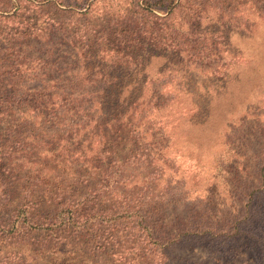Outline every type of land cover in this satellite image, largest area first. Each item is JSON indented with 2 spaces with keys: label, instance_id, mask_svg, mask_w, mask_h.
Segmentation results:
<instances>
[{
  "label": "rangeland",
  "instance_id": "1",
  "mask_svg": "<svg viewBox=\"0 0 264 264\" xmlns=\"http://www.w3.org/2000/svg\"><path fill=\"white\" fill-rule=\"evenodd\" d=\"M68 2L4 0L0 36L41 37L87 8L95 19L128 5ZM147 13L165 22L163 42H180L183 113L171 129L153 119L152 132L103 145L77 144L58 127L68 120L17 136L29 144L20 186L42 190L49 222L29 223L22 207L0 225V264H264V0H175Z\"/></svg>",
  "mask_w": 264,
  "mask_h": 264
},
{
  "label": "trees",
  "instance_id": "2",
  "mask_svg": "<svg viewBox=\"0 0 264 264\" xmlns=\"http://www.w3.org/2000/svg\"><path fill=\"white\" fill-rule=\"evenodd\" d=\"M70 1L67 5L77 8V0ZM174 1L128 0L127 6L116 5L117 10H105L95 19L87 8L79 22L48 24L41 37L0 36V225H9L22 207L28 208L29 223L49 222L38 207L42 190L33 183L20 186L27 160L17 159L29 153V144L17 136L68 120L58 127L73 129L77 144L92 137L103 145L107 138L152 132L153 119L173 127L182 89L175 84L180 42H163L167 17L158 18L164 22L159 27L147 9L168 12ZM36 119L41 126L34 127ZM75 213L77 218L81 214L78 206ZM140 217L146 218L144 213Z\"/></svg>",
  "mask_w": 264,
  "mask_h": 264
}]
</instances>
